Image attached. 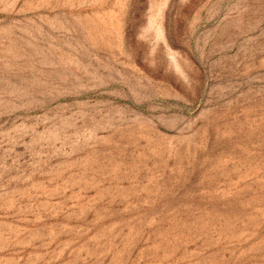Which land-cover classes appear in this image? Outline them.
<instances>
[{
	"label": "rangeland",
	"instance_id": "rangeland-1",
	"mask_svg": "<svg viewBox=\"0 0 264 264\" xmlns=\"http://www.w3.org/2000/svg\"><path fill=\"white\" fill-rule=\"evenodd\" d=\"M0 264H264V0H0Z\"/></svg>",
	"mask_w": 264,
	"mask_h": 264
}]
</instances>
